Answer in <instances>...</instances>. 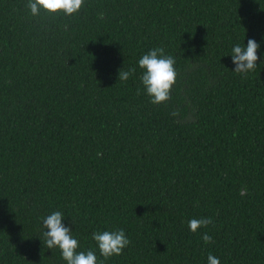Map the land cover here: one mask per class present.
I'll return each mask as SVG.
<instances>
[{
    "label": "trees",
    "instance_id": "16d2710c",
    "mask_svg": "<svg viewBox=\"0 0 264 264\" xmlns=\"http://www.w3.org/2000/svg\"><path fill=\"white\" fill-rule=\"evenodd\" d=\"M27 3L0 0V264H66L41 240L55 211L103 264H264V0ZM249 39L245 79L231 53ZM157 47L178 73L160 106L138 66ZM119 229L130 245L103 260L93 233Z\"/></svg>",
    "mask_w": 264,
    "mask_h": 264
},
{
    "label": "clouds",
    "instance_id": "9594fccd",
    "mask_svg": "<svg viewBox=\"0 0 264 264\" xmlns=\"http://www.w3.org/2000/svg\"><path fill=\"white\" fill-rule=\"evenodd\" d=\"M85 3L86 0H28L26 7L33 17L40 16L42 11L50 17L59 15L73 17L81 12ZM259 49L260 45L254 39H249L247 46L236 44L231 53L235 65L234 72L247 79L250 72L256 71L260 60L257 55ZM175 63V59L166 55L162 47L151 49L139 59L138 66L143 70L140 79L152 104L160 106L171 99L178 75ZM135 73L136 68L130 70L123 68L119 71L118 81H127ZM64 218L60 211L43 218L44 231L40 239L44 247L52 251L59 249L66 264H103V261H98L95 251H79V242L73 237L71 228L64 225ZM212 223L210 217L193 218L188 222V227L193 234H197L200 229H206ZM200 236L206 245L213 243L212 237L207 232L200 233ZM92 239L103 260L122 255L131 243L123 229L94 232ZM207 262L221 264L219 258L212 254L208 255Z\"/></svg>",
    "mask_w": 264,
    "mask_h": 264
}]
</instances>
